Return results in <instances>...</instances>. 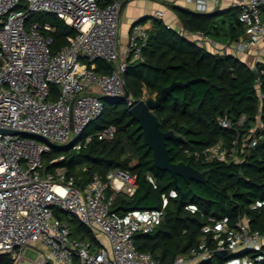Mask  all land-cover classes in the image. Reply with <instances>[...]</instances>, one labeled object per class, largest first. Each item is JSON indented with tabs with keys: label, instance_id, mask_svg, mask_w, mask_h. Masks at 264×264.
<instances>
[{
	"label": "built area",
	"instance_id": "built-area-1",
	"mask_svg": "<svg viewBox=\"0 0 264 264\" xmlns=\"http://www.w3.org/2000/svg\"><path fill=\"white\" fill-rule=\"evenodd\" d=\"M125 1L0 0V130L46 139L0 133V257L13 264L23 263L25 249L35 244L47 255L39 253L32 264H161L150 254L137 251L133 241L136 235L154 232L161 221L160 213H133L123 219L110 215L117 193L133 196L134 177L115 170L105 179L94 175L79 186L64 170L44 173L42 161L53 145L73 144L74 150H80L91 142L92 136L79 139L104 111L102 98L122 97L126 69L143 62L142 50L148 39V29L143 24L136 22L131 27L127 44L120 50L119 22ZM263 4L264 0L240 2L238 21L244 35L235 42L236 52L248 53L259 43L264 45ZM206 9V1L195 2L197 13ZM45 14L55 16L76 32L73 40L55 54L51 52L49 36L53 27L48 23H28L32 16ZM162 16L156 12L152 21ZM97 61L111 64V71L96 72ZM253 69H260L264 75V61ZM256 84L262 100L259 79ZM244 121L242 117L239 126ZM219 124L231 128L226 120ZM260 130L257 122L230 144L219 141L201 150L185 149L184 155L202 164L239 163L240 155L256 145ZM115 133V128L110 127L95 137L108 142ZM55 210L105 237L109 248H94L88 241L72 239L68 222L58 219ZM208 222L202 231L214 234V251L193 250L187 256L175 257L171 264H208L215 252L236 256L264 247V232L251 231L244 219L238 220L235 228L213 218Z\"/></svg>",
	"mask_w": 264,
	"mask_h": 264
},
{
	"label": "trees",
	"instance_id": "trees-1",
	"mask_svg": "<svg viewBox=\"0 0 264 264\" xmlns=\"http://www.w3.org/2000/svg\"><path fill=\"white\" fill-rule=\"evenodd\" d=\"M182 32L167 28L160 20L152 21L148 39L142 50L143 62L131 64L124 73L127 101L104 102L100 117L90 123L79 141L92 136L84 148L74 150L73 144L53 145L42 157L44 173L64 170L83 186L94 175L105 179L115 170L127 172L135 178L133 196L117 193L110 215L119 219L129 214L158 212L161 221L150 235L133 238L137 251L150 254L161 264H171L179 255L187 256L193 250L204 248L214 251L217 239L212 232L204 233L208 219L224 221L235 228L244 219L251 231L264 232V99L259 100L256 80L264 93V75H256L248 65L232 55H217L189 40L187 35L201 34L218 38L225 31L230 42L244 35L238 21L239 7H231L211 14L193 13L175 9ZM264 17V4L262 6ZM48 23L53 27L51 52L55 54L68 45L76 32L61 20L50 15H34L28 23ZM140 23V22H139ZM227 23V28L225 27ZM112 65L95 63V71L108 73ZM203 79L187 87L174 88L152 111L162 132H172L182 141L167 140L166 148L174 163L184 162L198 171H205V183H186L178 177L176 183L168 172L157 170L138 123L129 112V103L155 100L160 91L172 82L185 83ZM244 124L239 126L241 118ZM226 120L231 128H222ZM260 122L257 143L241 156L239 163L194 162L184 155L185 149L201 150L223 141L230 144ZM114 127L111 141H99L95 135ZM58 219L67 221L71 238L101 246L94 233L76 219L59 210ZM236 258H246L251 264H264V247L236 256H214L208 264H227ZM0 264H13L0 257Z\"/></svg>",
	"mask_w": 264,
	"mask_h": 264
},
{
	"label": "crops",
	"instance_id": "crops-1",
	"mask_svg": "<svg viewBox=\"0 0 264 264\" xmlns=\"http://www.w3.org/2000/svg\"><path fill=\"white\" fill-rule=\"evenodd\" d=\"M196 1L198 0H126L120 13V50L123 51L125 48L131 27L136 22L143 24L148 31L152 29V17L156 12H161L163 14L160 21L164 25L177 32H182L181 23L176 15L175 9H183L197 13L195 11ZM202 1L207 2V9L203 14H211L216 11H224L228 8L239 6L240 2L244 0H217L216 3L211 0ZM225 27L227 28V23H225ZM187 38L211 54L232 55L244 62L254 71L255 69H253V67L261 63V61H264V45L259 43L256 49L248 53H238L234 48L236 41L229 43L228 39L225 37V31L221 32L218 38L204 37L200 34L187 35ZM94 235L98 240V235L96 233H94ZM101 245L109 248L108 242L106 245Z\"/></svg>",
	"mask_w": 264,
	"mask_h": 264
},
{
	"label": "water",
	"instance_id": "water-1",
	"mask_svg": "<svg viewBox=\"0 0 264 264\" xmlns=\"http://www.w3.org/2000/svg\"><path fill=\"white\" fill-rule=\"evenodd\" d=\"M253 74L256 75V72L253 71ZM200 81H203V79H192L185 83L172 82L168 87H165L160 91L157 99L148 101L138 100L131 103L128 107V112L131 118L138 123V130L142 132L143 139L148 149L152 152L154 167L159 171L168 172L174 183H176L178 177L182 178L186 183H189L190 181L205 183L206 172L198 171L182 161L178 163L173 162V159L166 148V141H182V138L175 136L172 132H162L159 128V123L156 117L152 114V111L161 105V102L174 88L187 87ZM102 100L104 102L116 100L127 101L128 92L125 88L122 97L118 99L103 97ZM0 133L31 136L46 140L43 137L26 132L0 130ZM214 255L216 257H223L226 256V252H215Z\"/></svg>",
	"mask_w": 264,
	"mask_h": 264
},
{
	"label": "rangeland",
	"instance_id": "rangeland-1",
	"mask_svg": "<svg viewBox=\"0 0 264 264\" xmlns=\"http://www.w3.org/2000/svg\"><path fill=\"white\" fill-rule=\"evenodd\" d=\"M45 15H48V14H45ZM50 16H53V15H50ZM61 146L65 147L66 145H61ZM68 217L73 218L70 215H68ZM97 235H98L99 242L103 245H106L107 240L105 239V237H103L99 234H97ZM39 253H42V255H44V256L47 255V252L45 250H43L38 244L30 245L29 247H27L25 249V251L23 253L25 261L23 263H20V264H32V263H34L38 259ZM228 264H250V262L246 258H236V259H233Z\"/></svg>",
	"mask_w": 264,
	"mask_h": 264
}]
</instances>
